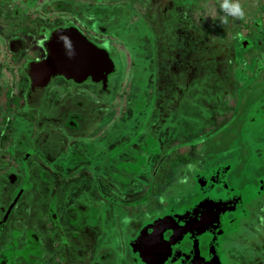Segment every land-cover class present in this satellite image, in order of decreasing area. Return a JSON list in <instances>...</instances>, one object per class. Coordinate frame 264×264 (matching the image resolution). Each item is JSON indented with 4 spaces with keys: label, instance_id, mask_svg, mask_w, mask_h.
I'll return each mask as SVG.
<instances>
[{
    "label": "flooded vegetation",
    "instance_id": "af4514ba",
    "mask_svg": "<svg viewBox=\"0 0 264 264\" xmlns=\"http://www.w3.org/2000/svg\"><path fill=\"white\" fill-rule=\"evenodd\" d=\"M194 1L0 0V264H264L261 227L253 224L255 232L252 233L249 227L244 230L243 223L246 220L262 221L258 217L264 208V178H256L250 170H240L241 178L235 180L237 167L230 161L220 162L229 152L214 153L215 156L195 162L194 157L193 161L188 157V145L182 147L174 138L171 148L163 152L161 120L148 121L151 125L146 127V130H152L149 139H154L157 146L154 151L150 149L151 152H146L142 145V139L147 137L143 135L145 127L141 134L139 125L134 129L138 135L132 143L130 138L123 137L119 138L118 144L112 143L115 139L112 131L126 128L119 122L98 128L95 136L85 139L82 134L92 130L93 123L81 122L77 114H71L65 120L66 115H61L63 112L52 114L34 106L39 90H44L54 77H61L73 85L89 81L95 84L96 92L108 93L109 81L104 86L103 79L93 82L89 75L79 83L55 74L42 87L31 86L37 76L35 66L47 60L51 49L57 45L56 38L68 31H75L84 41L105 50L115 71L116 64L107 47L110 42L123 47L126 43L121 41L125 37L135 42L141 40L138 42L141 50L151 48L150 57L142 54L134 61L129 55L128 65L134 68V77L139 73L149 74L145 78L152 83L155 111L163 107L165 99L173 100L171 109L181 107L183 100L177 96L184 92L186 82L195 77L205 79L199 73L181 77L175 71L173 75L168 73L172 64L178 61L179 49L183 56L189 41H197L196 51H202L199 53L208 61L234 64H230L233 67L231 76H234L232 93L236 94L238 88L237 96L240 92L242 95L243 88L244 96L253 91L252 81L261 78L264 82V75H261L264 63L259 62L260 68L249 80L240 73L234 75L239 70L238 58L226 54V48H232L237 38L239 45L244 44L243 41L249 42L253 28L249 24L253 22L248 21V25L242 26L238 21L243 23V19L230 21L231 16H228L223 29L213 27L212 20L222 22L219 9L223 0H202L199 8L193 7ZM257 14L256 9L254 20ZM203 19L209 21L201 24ZM122 26L129 30L121 32ZM262 26H258L257 34ZM7 28L13 30L10 36L4 34ZM232 30L233 37H230ZM242 32L250 33L240 37L238 34ZM224 39L232 46L227 43L222 51L220 42ZM132 48L138 52L132 45H128L127 50ZM136 62L139 67L135 66ZM97 77L100 76L97 74ZM263 88L264 84L259 92L253 93H258L264 103ZM123 94H132V89L127 88ZM81 106V102L77 103L78 109ZM249 108V112L256 115L252 117L259 115L256 112L258 106L254 104ZM123 110L130 113L126 121L131 123L134 115L124 106ZM241 112L242 108L237 110L236 117L231 113L230 120L233 117L240 122V130L247 138L257 124H250V118L241 126L244 123ZM90 115L85 114L87 118ZM258 119L264 121V116ZM259 128L264 132V127ZM109 129L112 130L108 132ZM59 141L61 149L56 145ZM128 143L137 150L144 149L146 161L142 168H134L137 171L121 169L119 161L113 158L115 147L124 153ZM250 145L254 147V155L263 151L261 160L264 161V143L260 147L250 140ZM32 158L38 164L29 169L28 161ZM182 163L178 171L177 167ZM253 165L261 167L259 161ZM36 167H41L38 176ZM126 172L129 177L123 181ZM149 174L154 175L151 182ZM57 178L63 181L58 184ZM164 180L173 182L176 187H184L180 196L187 204L178 208L162 207L153 213L148 205L157 195L151 184ZM242 182L253 184V190L249 189L245 194L234 193L235 184ZM215 186L219 188L213 189ZM238 209L239 218L231 213ZM165 215L174 221L152 224ZM54 234L59 235L55 240L52 239Z\"/></svg>",
    "mask_w": 264,
    "mask_h": 264
},
{
    "label": "rangeland",
    "instance_id": "374dc122",
    "mask_svg": "<svg viewBox=\"0 0 264 264\" xmlns=\"http://www.w3.org/2000/svg\"><path fill=\"white\" fill-rule=\"evenodd\" d=\"M243 1L245 7V17L242 20L243 23L238 24L245 26L248 25V21H251V25L249 24V27H253L250 32H242L243 34H238L240 37H245L246 35H249L248 39L249 42L243 41L244 44L241 45L238 44V38L236 42L233 43V46L230 41L227 39L229 38L227 36V39H224L220 42L221 50L225 51V44H229L232 46V48L227 49L226 48V54L232 55L231 57L238 58V71L236 70V73L234 75H237L240 73V75H244L251 79L253 76V73L257 68H260L258 66V57L261 56V51L264 48V2L260 3V1L257 0H240ZM193 4L194 8H199L201 6L202 0H196ZM257 9V18L254 20L253 14L256 12ZM208 17V15H206ZM233 18H230V21H232ZM238 20V19H235ZM209 20H204L201 22V24H204ZM247 22V24H246ZM255 22V23H254ZM219 23H222L219 21ZM213 24H218L217 22L213 21ZM259 25H263L260 29L261 32L257 34V29L259 28ZM225 25L221 24L218 27L223 29ZM115 27H118V24ZM202 27V26H201ZM129 30L126 27H121V32ZM223 31V30H222ZM225 32V31H223ZM13 33V30L6 29L5 35L10 36ZM125 36V35H124ZM226 36V35H225ZM230 37H233V30L230 31L229 34ZM123 37V36H122ZM124 41H121L122 43H126L123 45V47H120L118 43L110 42V45L107 46L105 42H101L105 46L108 47L109 52L111 56L114 58L115 64H116V71L110 76L109 78V85H108V93H99L96 92V86L94 83L91 82H84L80 85H73V83H70L68 80L62 79L61 77H54L49 84L44 88L45 92L42 93L44 90H39V95H37L34 106L37 108H40L44 112H50L54 114L62 113L61 115H66V119L69 115L77 114L80 116L81 122H91L95 125V127L90 130L88 133L82 134V136L87 138H91L95 136V131H98V128H104L106 126H110V123H120L126 127L122 131H118L117 129H114L112 133H114V139L112 143H117L120 137L130 138V143H132L138 133H134V129L137 125H139L141 134L144 133V127H145V133L143 134L147 138L142 139V145L145 148L146 152L150 151V149L153 148L152 151H154L157 146L154 139H149L150 131L152 130H146V127L148 126L149 122L153 120H161L159 122L161 135L160 138H163V145L164 149L163 152H166L168 149L171 148L170 145L171 139L174 138L176 142H180V144L183 146H187V151H189L188 157H191V160H194L195 162H199L203 158H210L214 153H222V152H229L225 157L226 158L220 162L223 161H230L236 168V178H241L240 176V170H250L256 178H264V161L261 160V154L263 151L256 152L257 155H254V147L250 145V140H253L256 144H259L260 147H262L264 143V132L259 127H264V121H261V119H258L259 117L264 116V103L258 98V93L261 89V86L264 84L262 81L263 79L257 78L256 80L252 81V87L253 91H249L245 94L244 88L242 89V95L237 92L240 90L239 88L236 89L237 92L229 94H225L221 92L220 98L221 100L217 102L215 94L217 92H220L221 87H223L224 81L222 79H219L216 77L215 73H212V75H209V78L206 79H200L198 77H195L194 80H188L186 82V86H183L182 83H180L183 86L184 94L180 96L182 101V105L175 106L172 109L170 108V105L173 104V100L165 99L163 100L162 106L164 107L163 110L159 109V106H156L158 109L155 111L153 106L155 105V98L152 95L153 87L152 83L147 81L148 79L145 78V76L149 74H140L138 76L134 77L135 70L131 66L128 65V57L131 55L133 60L139 59L138 55H142L143 57L151 56L150 49L141 50L139 49L140 44L139 41H131L129 39H126L123 37ZM210 39V38H209ZM244 40V39H243ZM99 42V40H96ZM104 41V40H102ZM129 41V43H128ZM235 41V40H232ZM247 42L248 44H245ZM128 45H132L133 47H136L138 52L133 50H127ZM121 48V49H120ZM126 49V50H125ZM221 56L223 54L220 53ZM229 62V63H228ZM225 64L228 66L230 65V61L225 62ZM222 62V65H225ZM262 64V62H261ZM234 65V64H231ZM230 65V67H232ZM257 65V66H256ZM136 67H139V64L135 63ZM142 67L146 66L144 64H141ZM233 68V67H232ZM170 70V69H169ZM184 74V73H183ZM182 73L179 74L181 77ZM185 75V74H184ZM261 75H264V70H262ZM238 76V75H237ZM234 77V76H232ZM230 77L231 81L234 80V78ZM180 80L177 82L179 83ZM181 82V81H180ZM225 84H228L225 81ZM229 85V84H228ZM216 86H219L220 88H217ZM230 86V85H229ZM132 89V94H129L126 96V94H123V91L126 89ZM227 88H231L227 86ZM151 89V90H150ZM150 90V92H149ZM264 91V88H263ZM146 95V96H145ZM150 95V96H149ZM44 96V98H43ZM175 97L174 95H172ZM171 96V97H172ZM120 97V98H119ZM154 100V101H152ZM179 99V96H177ZM176 98V101H177ZM242 99V100H241ZM82 103L81 108H77V103ZM92 103H96L94 106H92ZM1 103V101H0ZM159 104V101H158ZM258 106V116L252 117L253 111L249 112V106L253 105ZM123 106L127 111H130L131 114L134 115L133 120L131 119V123H128L126 121V118L130 113H127L123 110ZM242 108V112L240 113L241 117L244 118V123L241 126H244L245 123L252 118L250 124L256 125L255 129L252 130L250 137H245L242 134V130H240V122L237 119H233L235 114L237 113V110H240ZM139 110L136 112V110ZM38 109H36L37 111ZM157 112V113H156ZM233 113V117L230 120V115ZM90 115L88 118L85 116ZM164 116H161L163 115ZM61 115L59 117H61ZM84 115V116H83ZM256 116V115H253ZM218 117V118H217ZM236 117V116H235ZM229 119L226 121L225 119ZM149 121V122H148ZM241 121L243 119L241 118ZM62 122V120L60 121ZM155 122V121H154ZM214 122V123H213ZM226 122V123H225ZM225 123V124H224ZM228 123V124H227ZM151 125V123L149 124ZM123 127V128H124ZM204 128H207L206 131H203ZM109 129L108 132H110ZM100 131V130H99ZM132 131V132H131ZM215 132V134H214ZM81 134V133H80ZM140 134V133H139ZM79 135V134H78ZM168 135L170 138H168ZM67 136V135H66ZM118 138V139H117ZM65 141V140H64ZM188 143V144H187ZM177 143H174V145ZM179 144V143H178ZM57 147L61 149V142L56 143ZM154 146V147H153ZM264 146V145H263ZM166 147V148H165ZM178 149V148H177ZM127 151V152H126ZM57 152V151H56ZM123 152L121 153L119 151L118 147H115L113 158L115 160H118L120 164V168L127 171H137L135 169L142 168L145 160L144 157V149L142 147L139 148V150L131 147V144H127V148L124 147ZM115 153H119V155L115 156ZM171 153H173V150L171 149ZM128 155V156H127ZM141 155V156H139ZM194 157V158H193ZM257 159H256V158ZM111 158V157H110ZM119 158V159H117ZM110 161V160H109ZM260 162L261 167H255L253 164L254 162ZM38 162V161H37ZM110 163V162H109ZM219 163V162H216ZM38 163H36L35 159H30L28 161L29 169H33ZM63 166V165H61ZM183 166V163L177 167V170L179 171ZM214 165L210 167L211 168ZM36 167V170H39ZM135 168V169H134ZM204 168V167H203ZM206 168V167H205ZM218 169V168H217ZM204 170V169H203ZM125 173L123 177V181H126L129 177V173ZM207 172H209L207 170ZM40 170L37 172V176L39 175ZM229 174H231L229 172ZM34 175V174H33ZM150 182L153 181L152 177L154 175L149 174ZM158 176V175H157ZM233 176V174L231 175ZM228 178V176H227ZM57 183L62 182V178H57ZM176 178L173 180V182H176ZM80 181L83 182V179H80ZM122 181V182H123ZM253 179L251 180V182ZM171 181L164 180L163 182L155 181L151 184V186L154 188L156 195V198L153 197L152 204H149L150 206L148 209L152 210L153 213L155 209L159 208H165L167 206L178 208V206H182L185 202V199L181 198L180 193L183 192L184 187H176L174 186V183L170 184ZM234 183V181H232ZM250 182V184H251ZM124 183V182H123ZM180 186H183L179 183ZM232 185V184H231ZM239 185V186H237ZM124 186V185H123ZM131 186V185H130ZM237 188L234 189V193L241 194L246 193L247 190L251 189L253 190V184L249 185L248 183H240L235 184ZM126 188V186H124ZM222 188V186H220ZM128 188V187H127ZM219 188L218 186H215L213 189ZM233 188V187H232ZM183 189V190H182ZM199 189V188H198ZM201 189V188H200ZM199 189V190H200ZM223 190H226L225 188H222ZM230 189V187L228 188ZM183 194V193H181ZM151 200V199H150ZM149 200V201H150ZM187 204V203H186ZM239 210H236L235 212H231L234 215L237 216V218L240 217ZM254 216V215H253ZM258 218H261L262 221H249L246 220L243 221L245 227L244 230H246L247 227L251 230V232H255L253 229L254 225H258L261 227V233L264 235V208ZM78 223H80L78 221ZM254 224V225H253ZM237 225V224H236ZM236 225H234L233 230L236 229ZM253 228V229H252ZM96 229V233H97ZM113 234V233H112ZM115 235V234H113ZM229 235V234H228ZM232 236V234H231ZM59 235H53L52 239L55 240L58 238ZM112 247V246H110Z\"/></svg>",
    "mask_w": 264,
    "mask_h": 264
},
{
    "label": "water",
    "instance_id": "95a60500",
    "mask_svg": "<svg viewBox=\"0 0 264 264\" xmlns=\"http://www.w3.org/2000/svg\"><path fill=\"white\" fill-rule=\"evenodd\" d=\"M55 43L57 45L51 49L47 60L35 66L34 74L36 72L37 76L31 85L34 88L47 84L50 77L55 74H62L67 79L72 78L79 83L89 75L93 82L103 79L102 83L105 86L109 76L115 71L110 55L94 44L84 41L75 31L62 34L61 37L56 38ZM97 74L100 77L96 78ZM166 221H174V219L165 215L152 221V224H166Z\"/></svg>",
    "mask_w": 264,
    "mask_h": 264
},
{
    "label": "trees",
    "instance_id": "16d2710c",
    "mask_svg": "<svg viewBox=\"0 0 264 264\" xmlns=\"http://www.w3.org/2000/svg\"><path fill=\"white\" fill-rule=\"evenodd\" d=\"M219 16L220 18L224 17L226 15V13H224L221 9H219ZM227 20H228V17H227ZM213 21L217 22L218 24H213ZM223 23H219L217 21V19H214L212 20V26L214 27H217L219 25H221ZM217 34H221L219 33V31H216ZM217 34H214L215 36H217ZM195 43H197V41H189V44H188V49H184V54L183 56L181 55V49H179V55L177 56L178 58V61L176 62L175 65L172 64V69L170 70V72L168 73H172L171 75H173L175 72H177L178 74L176 75H179L180 73H183L184 74H196V73H199L201 75H203L205 77V79L207 78L206 76H209V75H212V73H215L216 74V77H218L219 79H222L225 83V81L231 86L232 85V81L231 79H229L231 76V74H233V71H232V67H230V65H222L220 64L219 62L216 63V61H208L206 59L205 56H202L199 52H202V51H196L197 50V45L195 46ZM181 44V43H180ZM182 45V44H181ZM195 46V47H194ZM182 47V46H180ZM241 47H243L241 45ZM200 50V49H198ZM204 51H206V49H203ZM186 52L188 53V57L186 56ZM264 55V49L263 51H261ZM261 53V56L258 57V62H262V64L264 63L263 62V55ZM202 61V62H201ZM204 65V66H203ZM257 66V65H256ZM209 67V68H208ZM175 71V72H174ZM206 75V76H205ZM228 84H223V87H221L220 89V92H217L215 94L216 96V99H217V102L221 100L220 98V94L221 92L225 93L226 94V90H228L229 92H231V88H227L230 87ZM217 88H220L219 86H216ZM184 92L181 94L183 95ZM181 95H178L179 96V99H180V96ZM207 128H205L204 131H206Z\"/></svg>",
    "mask_w": 264,
    "mask_h": 264
},
{
    "label": "clouds",
    "instance_id": "9594fccd",
    "mask_svg": "<svg viewBox=\"0 0 264 264\" xmlns=\"http://www.w3.org/2000/svg\"><path fill=\"white\" fill-rule=\"evenodd\" d=\"M220 8L226 13V15L221 18L222 23L227 22L228 16H231L233 19H244L245 17V11L240 0H223L220 4ZM183 182L187 183V180H184Z\"/></svg>",
    "mask_w": 264,
    "mask_h": 264
}]
</instances>
